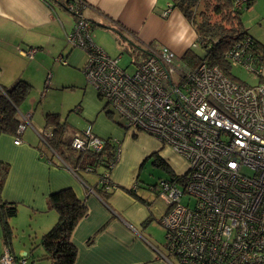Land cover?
Returning <instances> with one entry per match:
<instances>
[{
  "label": "built area",
  "instance_id": "built-area-1",
  "mask_svg": "<svg viewBox=\"0 0 264 264\" xmlns=\"http://www.w3.org/2000/svg\"><path fill=\"white\" fill-rule=\"evenodd\" d=\"M233 4L243 7L242 0ZM83 5L67 4L75 21L66 41L85 53L83 73L104 113L124 131L147 134L185 164L184 172L150 188L166 208L158 220L165 242L153 249L172 264H264V83L249 86L203 61L188 67L159 44L142 46L146 56L128 73L119 58L94 46ZM248 41L236 42L225 61L258 77L261 67ZM45 131L42 139L52 128ZM111 141L117 160L119 142ZM104 143L87 128L73 136L70 147L100 153ZM97 177L99 185L111 184L108 172ZM0 262L26 261L6 249Z\"/></svg>",
  "mask_w": 264,
  "mask_h": 264
},
{
  "label": "crops",
  "instance_id": "crops-1",
  "mask_svg": "<svg viewBox=\"0 0 264 264\" xmlns=\"http://www.w3.org/2000/svg\"><path fill=\"white\" fill-rule=\"evenodd\" d=\"M58 1L66 8L61 9L53 0H0V91L17 80L30 84L32 91L37 79L44 80L45 90L51 80L54 84L62 81L65 70L81 73L85 78V53L69 46L66 41L74 26V15L67 9L68 2L80 1L84 4L80 8L81 13L93 24L92 30L95 27L100 31L114 29L115 32L110 30L114 41L120 37L137 47L158 42L181 59L196 38L182 14L177 9L168 10V0ZM250 2V7L243 11L242 24L244 28L246 25L248 29H245L253 39L264 44V0ZM243 16H246V22H243ZM254 24L261 29L260 35L253 31ZM103 35L98 33L97 41L91 36L94 46L114 58L108 52L110 47L101 40L99 42ZM23 51H32V54L25 56ZM260 76L264 79V62ZM82 84L80 86L83 87H79L82 98L77 104L82 118L98 138L119 142L120 154L109 172L111 185L118 186V189L106 201L92 192L91 188L98 183L97 174L85 173L82 181L55 156L45 143L48 138L40 136L47 128H52L45 125L47 114L44 117L38 114V119L33 120V113L28 112L32 101H24L18 110L23 126L17 137L20 143L15 145L13 136L0 135V162L9 166L0 191V201L16 207V216L10 220L13 234L10 252L14 257L25 260H32L37 255L39 239L50 225L43 222L44 217L56 220V212L48 209V197L60 190L71 189L86 207L85 215L70 237L71 244L76 248L74 264H172L171 258L163 259L153 249L161 250L163 245L156 237L152 238L151 231L158 227V220L165 210L150 201V183L143 184L139 174L141 164L150 157V152L158 153L164 149L173 153L162 148L153 138L150 147V136L147 134L127 132L122 128L118 130L116 126L107 124L98 114L104 113V107L98 103L95 90L87 81ZM81 131L68 136L71 138ZM136 133H142L139 136L142 145L134 154L135 142L132 138L137 137ZM160 158L168 161L162 154ZM124 189L134 190L145 203L136 201ZM2 234L0 223V257L8 249ZM40 249V252L43 251Z\"/></svg>",
  "mask_w": 264,
  "mask_h": 264
},
{
  "label": "trees",
  "instance_id": "trees-1",
  "mask_svg": "<svg viewBox=\"0 0 264 264\" xmlns=\"http://www.w3.org/2000/svg\"><path fill=\"white\" fill-rule=\"evenodd\" d=\"M169 9H177L187 23L193 29L196 40L188 51L180 59L188 67H193L199 62H206L209 65L217 66L223 71L224 75L233 78L230 73V66L225 61V55L230 48L239 40L248 38L250 43L249 53L255 61V65L261 67L264 62V44L253 39L242 24L243 11L250 7V0H242L243 7L236 8L233 0H168ZM252 1V0H251ZM61 9L66 8L58 0H53ZM69 3V2H68ZM81 11V9H80ZM83 16V15H82ZM85 19V17H83ZM90 24L92 31L93 24ZM75 21V19H74ZM115 32V30L108 28ZM154 43L151 44L153 46ZM195 46V47H193ZM201 50L203 58L198 57L194 51ZM138 53L142 57L146 54L140 47H136L134 56ZM201 58V59H200ZM259 83H264V79L258 76ZM31 91V85L27 82L17 80L8 88H1L0 91V135L18 137V130L22 126V121L18 115L19 106L25 101ZM76 113H79V105L76 106ZM107 115V114H106ZM108 116V115H107ZM109 117V116H108ZM45 125L52 126L51 136L46 140L50 151L58 156L64 164L84 181L85 169L91 167L97 176L105 172H110L115 160V146L110 139H106L104 149L100 153L74 151L70 147L73 137L67 135V125L65 118L57 113L45 115ZM111 119V117H109ZM74 136V135H73ZM156 154L153 166L163 167L167 173L164 179H170L175 173L170 169L167 161H164ZM147 159H150L148 157ZM146 159V160H147ZM145 160V161H146ZM144 161V162H145ZM143 162V163H144ZM141 164V168L143 167ZM9 166L7 163L0 162V191L8 175ZM153 187V186H151ZM150 187V188H151ZM92 192L106 201L109 199L118 186L99 185L98 183ZM124 191L140 203H145L139 198L134 190ZM1 200V197H0ZM48 209L56 212L57 221L55 225L39 239L37 247L43 250V259L50 264H74L76 258V248L71 244V234L86 213V207L79 201L71 189H64L51 194L48 197ZM16 216L14 204L3 203L0 201V223L2 228V238L4 244L10 251V241L12 239V227L10 220ZM34 249H31L33 251Z\"/></svg>",
  "mask_w": 264,
  "mask_h": 264
},
{
  "label": "rangeland",
  "instance_id": "rangeland-1",
  "mask_svg": "<svg viewBox=\"0 0 264 264\" xmlns=\"http://www.w3.org/2000/svg\"><path fill=\"white\" fill-rule=\"evenodd\" d=\"M243 22H246V16H243ZM254 25H252L253 31H256L257 35H260L261 29H259V27H257L256 25L254 26ZM245 28H247L246 25H245ZM100 32L101 34H105V35L100 37L99 42L101 43L102 41L104 44L110 47L108 49V52L112 54L114 57L119 58V61H118L119 66L122 69H125L128 73H131L132 71H134L135 67L133 66V64L137 63V61L140 60L139 58L142 57L140 53H138L136 57L134 56L137 46L133 44L132 42H128V41H124L120 39V37L118 38V40L114 41L113 34L111 33L110 30L100 31V28H96V27L91 31V36L93 40L95 41L98 40L97 34ZM195 40L196 38L194 39V41ZM153 43L160 45V43L158 42H153ZM194 53L198 57L203 58V52L201 50L196 49ZM227 64L229 66L231 65L228 62ZM230 68H231L230 73L235 80L243 82L249 86H255L259 83L258 77H256L254 73L247 71L243 67L241 66L231 67L230 66ZM43 81L44 80L41 81L37 79L36 84H34L35 86L32 85L33 89L24 102V103H27L30 100L32 101L31 110H29L28 112L33 113L34 115L33 120L38 119V114H41V116L43 115L44 117V115L48 113H57L62 118L66 119L65 122L67 125V135L71 133L73 134V132H76V131H80V130L83 131L89 128L88 122L84 118H82L81 114L76 113V111H74V108L77 106L80 99L82 98L81 88L83 86H80V85L82 83H83L82 85H84L86 82L83 75L81 73L80 74L75 73V71L72 72V71L65 70L62 81L60 80L56 84H54L53 81L51 80V82L49 83V85L47 86L45 90L43 87ZM79 87H81L80 90H79ZM43 93L44 95H42ZM98 103L99 104L101 103L100 100H98ZM98 114L99 116L101 115V117L105 120L107 124L113 127L116 126L115 127L116 129L121 130L120 129L121 127L117 125L118 123L115 124L105 113L98 112ZM112 119L115 120L114 118ZM136 134H137V137L132 138L133 142H135L134 147H133L134 154H137L136 152L139 151L142 145L141 143H139V136L142 135V133H136ZM144 136L147 137V135H144ZM152 143H153V140L150 137V147L152 146ZM164 151H165L164 149L158 151L157 155L160 157V154H162L165 158H167L168 160L167 164L170 166V169L174 173H177V174L184 172L185 164L180 159L178 160L177 157H175L173 154L168 153L167 151H165L164 153ZM155 157H156V154L154 152H150V159H147L143 163L142 165L143 167L140 168L141 169L140 174H139L140 181H142L143 184L150 183V187L157 184L159 180L167 177L165 176L167 173L163 171V167L160 168V167H155L152 165L153 161H155L156 159ZM170 158H173V159L170 160ZM139 191L142 192L141 189ZM152 194L153 193L150 192V201L155 202L158 205L159 209H162V211L163 209L165 210L166 208L164 204L159 199H158L159 201H157V199L155 200L156 196L154 195L155 197L154 198ZM55 216H56L55 218L56 220H51L50 218L48 219L44 217L45 220L43 222L50 224L48 226V229H51L53 225H55L57 218H58L57 215ZM157 226H158L157 228L155 227V229L151 231L152 238L154 239L156 237L157 241L160 244H164L165 231L163 230L161 226L159 225ZM38 249H40V247L36 249L37 255H35L34 258L32 257V260L30 258H27L25 260L26 261L25 264H50L48 260L43 259L42 257L43 251L40 252ZM38 253H41V255H39Z\"/></svg>",
  "mask_w": 264,
  "mask_h": 264
}]
</instances>
